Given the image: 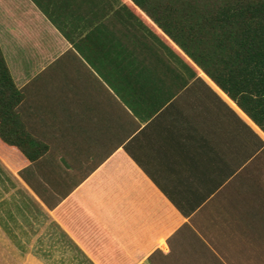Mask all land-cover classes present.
<instances>
[{"label": "crops", "instance_id": "0c3cea01", "mask_svg": "<svg viewBox=\"0 0 264 264\" xmlns=\"http://www.w3.org/2000/svg\"><path fill=\"white\" fill-rule=\"evenodd\" d=\"M47 145L0 139V262L264 264V132L131 0H0Z\"/></svg>", "mask_w": 264, "mask_h": 264}, {"label": "trees", "instance_id": "16d2710c", "mask_svg": "<svg viewBox=\"0 0 264 264\" xmlns=\"http://www.w3.org/2000/svg\"><path fill=\"white\" fill-rule=\"evenodd\" d=\"M264 132V0H131ZM25 95L0 46V139L29 161L47 145L26 128Z\"/></svg>", "mask_w": 264, "mask_h": 264}, {"label": "rangeland", "instance_id": "374dc122", "mask_svg": "<svg viewBox=\"0 0 264 264\" xmlns=\"http://www.w3.org/2000/svg\"><path fill=\"white\" fill-rule=\"evenodd\" d=\"M0 264H16V263H6V262H0Z\"/></svg>", "mask_w": 264, "mask_h": 264}]
</instances>
